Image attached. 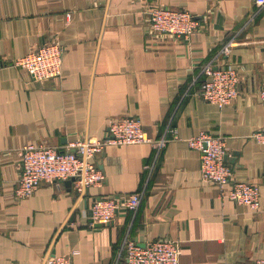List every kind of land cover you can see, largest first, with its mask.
I'll list each match as a JSON object with an SVG mask.
<instances>
[{"label":"crops","instance_id":"0c3cea01","mask_svg":"<svg viewBox=\"0 0 264 264\" xmlns=\"http://www.w3.org/2000/svg\"><path fill=\"white\" fill-rule=\"evenodd\" d=\"M162 5L196 16L190 39L151 37L148 12ZM53 37L65 50L61 77L39 82L12 65ZM208 63L239 69V93L224 107L199 96ZM263 80L264 5L256 0H0V264H43L48 251L72 264H114L127 237L178 240L181 264L264 257V144L252 136L264 126ZM127 115L153 138L167 133L158 157L149 143L111 144L95 158L105 180L85 193L70 178L16 197L23 146L100 138ZM201 131L225 136L234 178L260 188L258 211L203 179L201 152L188 143ZM141 189L137 210L91 224L96 198Z\"/></svg>","mask_w":264,"mask_h":264},{"label":"built area","instance_id":"2783aa9c","mask_svg":"<svg viewBox=\"0 0 264 264\" xmlns=\"http://www.w3.org/2000/svg\"><path fill=\"white\" fill-rule=\"evenodd\" d=\"M264 5V0H256ZM149 33L153 38H191L199 28L196 16L186 9L170 6H155L148 12ZM234 41H230L223 53L232 51ZM65 50L57 37L31 50L12 61L13 66L28 70L35 81H46L62 76ZM199 96L207 102L220 107L229 104L239 93L241 75L232 63L224 66L208 63L203 68ZM264 103V80L259 91ZM174 138L178 135L169 127ZM253 138L264 144V126L253 132ZM167 133L158 138L151 137L144 129L138 116H123L111 119L103 137L86 138L69 142L64 148L45 143H30L20 150L22 157L21 174L16 184L15 195L22 199L31 195L43 182L63 181L73 178L79 193H85L93 184L105 180L104 172L99 168L95 158L108 145L149 143L158 157L169 141ZM192 148L201 152V173L203 179L214 183L220 190V196L246 205L253 211L260 208L261 191L256 183L235 179L233 168L227 162L226 139L222 135H213L201 131L188 139ZM155 164H147L151 173ZM145 190H138L128 197L118 195L96 198L90 208L89 218L94 227L114 222L123 209L137 210ZM181 246L178 240L159 238L141 245L127 237L117 251L114 264H181ZM43 264H72L70 255H57L48 251ZM252 264H264V257Z\"/></svg>","mask_w":264,"mask_h":264},{"label":"water","instance_id":"95a60500","mask_svg":"<svg viewBox=\"0 0 264 264\" xmlns=\"http://www.w3.org/2000/svg\"><path fill=\"white\" fill-rule=\"evenodd\" d=\"M97 226H101L100 224H98Z\"/></svg>","mask_w":264,"mask_h":264}]
</instances>
